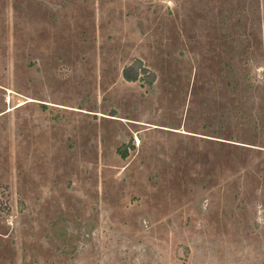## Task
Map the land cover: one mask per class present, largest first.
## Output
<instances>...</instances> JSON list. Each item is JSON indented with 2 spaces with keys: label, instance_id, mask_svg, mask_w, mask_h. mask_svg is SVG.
<instances>
[{
  "label": "rangeland",
  "instance_id": "374dc122",
  "mask_svg": "<svg viewBox=\"0 0 264 264\" xmlns=\"http://www.w3.org/2000/svg\"><path fill=\"white\" fill-rule=\"evenodd\" d=\"M0 264H264V0H0Z\"/></svg>",
  "mask_w": 264,
  "mask_h": 264
},
{
  "label": "trees",
  "instance_id": "16d2710c",
  "mask_svg": "<svg viewBox=\"0 0 264 264\" xmlns=\"http://www.w3.org/2000/svg\"><path fill=\"white\" fill-rule=\"evenodd\" d=\"M140 74V67L136 66L135 63H132L130 65H127L123 69V75L128 80H135L139 77ZM119 153H121L122 156H126L125 150L122 148V146L118 147Z\"/></svg>",
  "mask_w": 264,
  "mask_h": 264
}]
</instances>
